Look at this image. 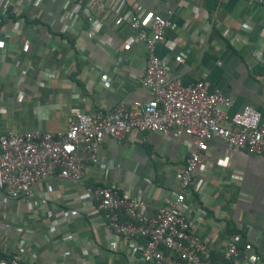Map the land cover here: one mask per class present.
Listing matches in <instances>:
<instances>
[{"label": "crops", "instance_id": "1", "mask_svg": "<svg viewBox=\"0 0 264 264\" xmlns=\"http://www.w3.org/2000/svg\"><path fill=\"white\" fill-rule=\"evenodd\" d=\"M72 3L0 1V135L8 130L65 129L81 109L93 113L112 108L118 100L148 98L139 86L146 59L142 45L125 47L128 28L113 27L110 18L97 31L88 30L81 10L68 16ZM124 4L141 16L155 13L172 21L154 47L169 62L171 78L188 84L205 74L211 89L230 97L229 112L246 104L260 108L263 8L248 0H124ZM18 17L24 22L13 29ZM46 73L48 79L38 86ZM191 148V138L183 134L145 132L118 140L104 136L96 161L84 162L80 182L50 176L33 188L31 203L20 199L8 203L0 194V251L11 254L23 238L29 252L37 253L39 264H145L136 250L105 227L100 213L85 199V186L119 184L137 195L149 179L155 188L142 199V206L153 214L178 189L175 175ZM48 185L51 190L46 193ZM43 192L44 203L39 199ZM184 203L179 210L195 224L207 246L216 250L230 237L236 239L239 254L229 264H248L246 256L253 253L264 263L263 156L211 140ZM58 208L67 210L68 220L46 226ZM65 233L74 235L71 242L60 240Z\"/></svg>", "mask_w": 264, "mask_h": 264}, {"label": "built area", "instance_id": "2", "mask_svg": "<svg viewBox=\"0 0 264 264\" xmlns=\"http://www.w3.org/2000/svg\"><path fill=\"white\" fill-rule=\"evenodd\" d=\"M72 1L68 16L71 11L81 10L88 30L97 31L103 21L110 18L113 27L124 25L128 28L129 34L122 41L125 47L142 45L146 59L139 86L147 91L148 98L129 103L118 100L112 108L93 113L81 109L69 119L65 129L8 130L1 134L2 198L31 203L33 188L50 176L80 182L84 162L96 161L98 144L104 136L118 140L125 135L145 132L171 133L175 137L183 134L191 138L192 148L175 175L179 187L171 199L156 207L153 214L145 213L142 206V199L151 196L155 188V183L149 179L143 181V188L137 195L133 194L132 188L125 190L119 184H90L85 186V199L100 213L105 227L140 254L142 263L229 264L239 254L236 239L230 237L216 250L207 246L196 233L195 224L179 209L185 206L193 173L202 170L203 153L211 140L219 139L229 146L264 157V98L260 108L246 104L229 112L230 97L211 89L205 74L188 84L171 78L169 62L154 51L156 43L163 40L172 25L168 17L155 13L141 16L135 10L125 8L124 0ZM248 1L264 9V0ZM5 4L7 1L2 6ZM23 22L24 18L18 17L12 28ZM242 25L246 26V23ZM18 57L16 55V59ZM48 77L46 73L38 86H42ZM50 190L48 185L46 193ZM46 193L39 198L43 203ZM33 214L34 210L30 209L29 216ZM68 217L67 210L58 208L46 226L67 221ZM73 236L65 233L60 240L69 243ZM25 242V239H19L8 258L0 256V264H39L37 253L29 252ZM82 252L88 255L87 249ZM28 253L31 255L26 259ZM246 259L248 264H264L260 254L247 255Z\"/></svg>", "mask_w": 264, "mask_h": 264}, {"label": "trees", "instance_id": "3", "mask_svg": "<svg viewBox=\"0 0 264 264\" xmlns=\"http://www.w3.org/2000/svg\"><path fill=\"white\" fill-rule=\"evenodd\" d=\"M0 256H1V257H4V258H8V255L2 253L1 251H0Z\"/></svg>", "mask_w": 264, "mask_h": 264}, {"label": "rangeland", "instance_id": "4", "mask_svg": "<svg viewBox=\"0 0 264 264\" xmlns=\"http://www.w3.org/2000/svg\"><path fill=\"white\" fill-rule=\"evenodd\" d=\"M6 202H8V203H11V202H13V201H11V200H5Z\"/></svg>", "mask_w": 264, "mask_h": 264}]
</instances>
